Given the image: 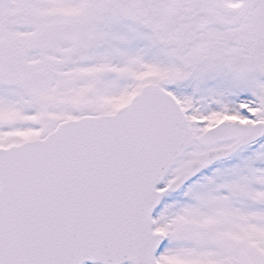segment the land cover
<instances>
[{"label": "snow or ice", "instance_id": "1", "mask_svg": "<svg viewBox=\"0 0 264 264\" xmlns=\"http://www.w3.org/2000/svg\"><path fill=\"white\" fill-rule=\"evenodd\" d=\"M0 264H264V0H0Z\"/></svg>", "mask_w": 264, "mask_h": 264}]
</instances>
